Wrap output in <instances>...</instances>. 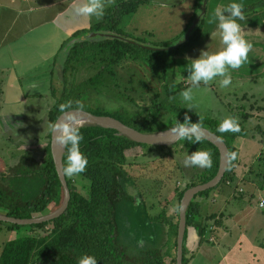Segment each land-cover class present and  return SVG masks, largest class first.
<instances>
[{
	"label": "trees",
	"instance_id": "trees-1",
	"mask_svg": "<svg viewBox=\"0 0 264 264\" xmlns=\"http://www.w3.org/2000/svg\"><path fill=\"white\" fill-rule=\"evenodd\" d=\"M152 1L117 0L105 9V15L99 22L89 28L77 30L64 43L61 50L65 48L67 53L64 54L62 77H59V81L63 84L62 92L58 95L59 89L55 83H52V95L55 101L50 110V120L55 123L66 111L84 109L97 115L113 116L144 133L166 131L187 124L206 127L219 135L230 150V164L218 186L233 182L239 156L237 143L240 138H245L247 135L244 124L250 115L244 114V121L237 120L240 132H220L218 129L222 124L221 120L194 113L188 109L179 98V93L187 88L174 84H166L165 95L161 97L157 93L155 103L140 114L110 113L99 107L93 108L86 103L88 94L102 83L104 74L113 72L111 69L114 65L130 56L143 59L149 55L151 59H154L153 71L160 74L161 79L167 80L166 67L169 63V54L177 56L181 47L168 51L145 49L130 43L129 40L135 39L142 43H149L146 39L132 37L122 27L125 16L136 13L140 6L150 4ZM200 2L201 0L196 1L195 12L187 30L193 26L195 18L201 13L202 8L199 13H196ZM244 11L247 16L254 12V8L245 6ZM205 17L188 42L183 45L184 47L201 40ZM98 32L118 34L124 39L90 37L91 34ZM173 43L161 41L154 44L169 47ZM83 69L98 70V73L79 83L72 82L71 78ZM69 103L70 108L66 107ZM192 116H196L195 122L189 120ZM76 131L83 136L79 147L88 158V166L84 173L79 174L78 179L67 176L72 195L68 210L59 218L40 224L19 225L3 222L10 226L13 235L0 256V264H77L78 259L85 254L94 256L98 264H176L177 255L175 254L171 261H167V255L160 247H150L138 256H131L129 248L120 239L118 210L122 203L130 199L129 193L122 184V181L128 178L124 169L129 162L128 155L138 149L156 147L137 142L126 135H120L117 130L94 124H86L77 128ZM172 146L179 148L180 153L188 156L196 151L207 152L211 156V167L194 166L192 168L194 174L187 188L205 184L218 174L221 153L210 140L201 137V141L195 143V136L191 141L184 136ZM68 147L70 145L66 146L63 157L65 166ZM157 147L166 148V146ZM171 154L169 152L168 155ZM52 157L51 152L43 161H40L36 159L34 152L26 151L18 158V164L0 171V213L25 219L52 213L61 207L65 190ZM76 181H84L86 190H80L75 185ZM217 187L199 193L192 199L187 209L188 227L197 228L203 241L213 229L206 223V218L202 214L203 204L198 199L208 195ZM153 221L166 224L170 229L171 237H178L179 223L175 224L166 216H157ZM48 225L52 226L50 231L42 236L38 229ZM186 240L187 234L185 243ZM175 245L178 246L177 239ZM186 254L185 247L184 264H189L190 259Z\"/></svg>",
	"mask_w": 264,
	"mask_h": 264
},
{
	"label": "rangeland",
	"instance_id": "rangeland-1",
	"mask_svg": "<svg viewBox=\"0 0 264 264\" xmlns=\"http://www.w3.org/2000/svg\"><path fill=\"white\" fill-rule=\"evenodd\" d=\"M57 1L38 0L36 6L32 9L34 12L33 17L30 15L23 16L17 26L12 28V36L23 28L26 17H31L34 20L36 18L39 21L40 18L44 19L49 16L46 13H58L70 2L76 4L77 7L85 2V0H67L66 4L62 2L58 7V5H54ZM116 1L105 0V6H111ZM196 1L153 0L150 4L140 6L136 13L125 16L122 27L130 36L144 38L151 45H156L154 43L161 41L176 44L185 36L183 33L187 30L192 16L189 20H187V17L192 11V6L195 11ZM232 2L241 3L243 7L251 6L254 8V12L247 15L245 21L240 23L248 22L250 25H255L257 29H261L264 25V0H208V11L203 26L204 36L199 43L201 47L209 49L216 46L219 48L218 51L222 50L223 46L219 35L213 34L217 29L216 24L212 22V18L217 7L223 9ZM202 7L203 4L200 2L196 13H199ZM64 18V16H60L52 25H50L52 22L44 23L41 20L40 23L43 26L38 28L34 27L36 23H32L33 27H26L22 31V37L10 39L13 43L8 53L14 51L12 57H10V55L5 54L4 49L0 50V75L2 76V73H5L8 76L9 73L10 77L15 78L16 76H22L23 73H28L30 69H36L43 58L53 54L59 44L67 38L68 29L72 31L76 28L78 30L88 26L96 19L95 17L85 18L77 13L74 21H69L68 26H66ZM245 38L252 43L253 47L244 65L240 69L232 71V84L228 88H223L220 86V78H217L207 85L202 84L200 87H194L193 107L190 110L194 113L220 119L222 123L235 117H237L236 120L241 122L244 121V114L250 115L244 124L247 130L246 142L248 143L249 140L254 138L262 140L260 152L264 155V33L258 32L255 36ZM176 39L178 40L176 41ZM217 42L219 43L217 44ZM33 45H37L36 50L32 48ZM192 48L193 45L181 46L176 54L177 56L174 57L169 54V63L166 67L167 80L161 79L160 74L153 71L154 59H151L149 55L143 59L130 56L121 60L111 69L113 72L104 74L102 83L99 84L96 90L88 94L86 103L93 108L99 107L110 113L140 114L155 103L157 93L161 97L165 95L166 84L181 85L186 88L192 87L187 72V58L190 57L186 55L192 51ZM208 49H205V51ZM63 51V55L67 53L65 48ZM6 56L9 58L8 61L3 60ZM60 59L57 60L59 62L58 68L64 62ZM34 73L43 76L45 69L41 67ZM97 73L98 70L83 69L72 77L71 81L79 83ZM54 76L55 85L59 89L58 95H60L63 84L59 81V77H62V70L55 68ZM18 88L19 83L15 80L12 91L17 92ZM0 98L2 97L0 96ZM0 103L2 104V101ZM3 104L5 105V102ZM50 104L51 110L53 103ZM185 106L187 107V105ZM6 110V106L1 108L0 105V171L16 164L18 161L16 158L26 151L34 152L36 159L43 161L51 153L52 138H50V135H52L55 125L50 120V110L44 118L47 126L38 124L35 127L30 126L22 130L24 132L22 134L24 145L18 142L20 139L15 133L13 134L17 139H12L8 133L9 129L5 128L4 118L1 116L7 114L5 113ZM189 120L195 122L196 116L189 117ZM205 123L209 124L208 122ZM8 137L14 141H10ZM33 140L36 145L32 144ZM30 142L32 146H28ZM18 144L19 146H17ZM155 147L153 149H138L128 155L129 162L124 167L128 178L123 180L122 184L129 193L130 199L120 205L117 219L121 242L129 248L131 256H138L150 247H160L166 253L167 261H171L174 255L177 254L175 241L178 240V237H171L169 227L161 221L154 222L153 219L157 216H166L175 224H180L181 201L184 193L189 189L187 188L188 183L194 171L192 167L184 165V158L188 155L180 153L179 148L174 146H166L164 149ZM250 151H252V148ZM169 152L172 154L168 155ZM252 169V175L243 183L244 192H241L238 188L237 199H232L226 207L232 209L247 205L263 215L264 208L259 207V201L261 196L264 195V188L256 190L255 184L264 187V156ZM75 177L78 179L79 175ZM85 184L84 181L75 182V185L84 191L86 190ZM0 227H6L3 230L0 229V242H3L10 238L9 235L12 230L7 223L0 222ZM51 227V225H48L38 230L43 236L48 234ZM214 233L213 230L205 237L204 241L216 245L218 237ZM11 235H13V232ZM262 240L264 241V238Z\"/></svg>",
	"mask_w": 264,
	"mask_h": 264
},
{
	"label": "crops",
	"instance_id": "crops-1",
	"mask_svg": "<svg viewBox=\"0 0 264 264\" xmlns=\"http://www.w3.org/2000/svg\"><path fill=\"white\" fill-rule=\"evenodd\" d=\"M37 1L38 0H0V50L4 49V52H6L5 54L10 55V57H12L14 51L12 50L10 52L11 54L8 53L13 43L10 39L22 37V31H24L26 27H33L32 23H36L34 26L35 28L43 26V24L40 23L41 20H43L44 23L52 22L50 23V25H52L56 19L60 16H64L65 18L63 20H66L65 25L68 26L69 21L73 22L75 19L74 17L77 15L76 9L78 7L76 4H73V2H70L58 13H46V15H49L47 18H40L39 21L35 18L34 20L31 18L34 13L32 9L36 6ZM66 1L67 0H58L54 5H58L59 7L62 2L66 4ZM109 6H105V9ZM43 10L45 11V9ZM194 12L192 6V11L189 13L187 20L194 15ZM27 15L31 17H26L24 19L26 22L22 26L23 28L20 29L16 35L14 33L12 36V28L16 27L20 19ZM46 19L50 20L46 21ZM99 21L94 19L93 22L87 23L88 26L79 29L89 28ZM241 25L245 37L250 38V36L257 35L258 32L264 33V25H262L261 29H257L255 25H250L248 22H242ZM68 31L67 38L64 40L62 39L63 42L59 44L57 50H55L53 54L43 58L36 69H30L28 73H23L22 76H16L15 78L10 77L9 73L8 76H6L5 73H2V76L0 75V87L3 86L0 90V96L2 97L0 98V101H2L0 105L1 108L5 106L7 108L5 112L7 114H2L1 116L4 118L3 124L5 128L9 129L8 133L11 135V138L17 139L13 134L15 133L20 139L18 142L22 145L25 143L23 141L24 138L22 134L24 132L22 130L30 126L35 127L38 124H45V114L49 112L51 108L49 104H54L55 98H53L52 95V83H55V68L61 71L64 67L63 62L62 66L60 65V68H58L59 62H57V60H59L64 53L61 50L64 43L77 30L74 28L72 31L69 29ZM215 33L213 32L214 35H216ZM200 42L201 40L192 44V51L186 55L193 59L199 58L201 52L208 49L201 47L199 45ZM218 43L219 42H217V44ZM32 48L36 50L37 45H33ZM218 50L219 48L214 46L207 51L213 53ZM63 58H61L60 61L65 60V58ZM7 59L9 58L6 56L3 60L8 61ZM41 67L45 69V74L43 76L37 75L39 73H34ZM15 80L19 83L17 92L12 91L13 82ZM4 102L5 105L3 104ZM45 125L47 126V124ZM11 138L8 137L10 141H14ZM262 143V140H256L255 138L249 140L248 143L245 138H240L237 143L239 156L236 163L234 181L223 184L219 188L211 191L208 195L198 199L203 204L202 214L203 217L206 218V223L215 231L214 234H217L218 238L215 243L216 245L209 244L203 241L197 228L193 226L188 227L187 240L184 244V248L186 247V255L190 259L189 264H198V262H200V264H264V241L262 240L264 238V214L260 215L258 212L254 211V208L247 205L238 208L234 207L232 209L226 207L232 199H237L238 188H240L241 192H244L243 183L252 175L253 166L264 156L263 153L260 152ZM32 144L36 145L34 140ZM17 146H19V144ZM28 146H32L31 142ZM251 148L252 151H250ZM18 158H20V155L16 159ZM18 162L19 159L16 164H18ZM235 185L237 189L234 188ZM259 188L264 187L255 184V189L258 190ZM262 198H264V195L261 196L260 200ZM259 207L262 208L260 204ZM5 228L6 227H0L2 230ZM11 234L9 235L10 238L12 236ZM9 239L0 242V256Z\"/></svg>",
	"mask_w": 264,
	"mask_h": 264
},
{
	"label": "clouds",
	"instance_id": "clouds-1",
	"mask_svg": "<svg viewBox=\"0 0 264 264\" xmlns=\"http://www.w3.org/2000/svg\"><path fill=\"white\" fill-rule=\"evenodd\" d=\"M204 3V0H201ZM76 12L85 18L95 17L97 21L101 20L105 15V0H85L76 9ZM246 14L241 3L232 2L225 8L217 7L214 11L212 22L216 24L217 32L221 40L222 50L216 53L202 51L199 58L188 59L187 72L188 78L192 82V87L182 90L179 97L182 103L187 105L188 109H192L193 88L200 85H207L210 82L220 78V86L228 88L232 84V71L240 69L248 60V54L252 50V43L243 35L241 21H245ZM82 106V105H81ZM66 107H71L69 103ZM220 132H240L239 122L235 119L224 121L219 129ZM59 137L62 133L69 132L68 129H56ZM197 130L192 128L189 132L180 130L175 135L184 137L191 141L195 136V143L201 141V136L196 134ZM83 136L76 130H71L63 139L58 142L63 145H70L67 148V162L63 168L65 176L74 177L84 173L88 166L87 156L80 151V142ZM186 167L199 166L211 167V156L207 152H193L184 158ZM77 264H98V260L94 256L82 255Z\"/></svg>",
	"mask_w": 264,
	"mask_h": 264
},
{
	"label": "water",
	"instance_id": "water-1",
	"mask_svg": "<svg viewBox=\"0 0 264 264\" xmlns=\"http://www.w3.org/2000/svg\"><path fill=\"white\" fill-rule=\"evenodd\" d=\"M208 9V0H204L203 7L201 10V13L195 18L193 26L187 30L185 33V36L182 40L178 41L176 44H173L169 47H162L158 45H151L149 43H142L135 39H130V43L137 44L145 49H149L152 51H168L173 50L179 47H183L184 44L188 42L196 28L202 23ZM91 38H118V39H124L123 36L113 33H106V32H98L93 33L90 35ZM65 57L62 55L61 58ZM64 59V58H63ZM81 116L88 120L86 124H94L98 125L103 128L107 129H114L119 132L120 135H126L133 140L141 143L150 144L153 146H172L176 143H178L183 137H177L174 135L173 137H167L164 136V133H167L169 131L177 130L179 132L180 130H184L185 132H189L192 128H195L197 130L196 134L200 135L203 138H206L213 142L219 149L221 153V166L219 169L218 174L209 182L201 185H197L194 187L189 188L185 193L181 201V211H180V224H179V234H178V246H177V262L176 264H184V244H185V237L187 234L188 229V222H187V209L189 208L190 202L192 199L197 196L199 193L210 190L212 188L217 187L223 180L229 164L231 160L230 150L227 146L226 142L216 133L212 132L206 127L200 126V125H184L181 127L169 129L166 131H160L156 133H144L139 131L138 129L128 126L124 124L122 121L118 120L115 117L107 116V115H97L94 113H91L89 111H86L84 109H72L69 111H66L63 113L55 122L53 131H52V142H51V152L53 155L54 162L56 164V168L58 171V174L60 176V179L62 181V184L64 186L65 190V198L63 201V204L60 208L53 211L52 213L42 215L39 217H33V218H15L8 215H4L0 213V221L1 222H8L13 224H19V225H32V224H40L43 222H50L56 218H59L62 216L69 208L70 201H71V190L69 187L67 176L63 174V168L65 167L64 164V154L59 156L58 154V146H57V134L56 129H61L63 126V122L66 118L70 116ZM85 125V124H84ZM82 125V126H84ZM86 126V125H85ZM79 128V127H78ZM76 130V129H75ZM176 132V133H177Z\"/></svg>",
	"mask_w": 264,
	"mask_h": 264
},
{
	"label": "bare ground",
	"instance_id": "bare-ground-1",
	"mask_svg": "<svg viewBox=\"0 0 264 264\" xmlns=\"http://www.w3.org/2000/svg\"><path fill=\"white\" fill-rule=\"evenodd\" d=\"M87 122H88V120L84 117L77 116V115L70 116L64 120L63 126L61 129H68L70 132L71 130H73V129L75 130L84 124L86 125ZM69 132L62 133L59 137H57V146H58L59 156H61L65 153L66 145L59 143L58 140L63 139V137L65 135L69 134ZM176 132H177V130L169 131L167 133H164V136L173 137L176 134Z\"/></svg>",
	"mask_w": 264,
	"mask_h": 264
},
{
	"label": "built area",
	"instance_id": "built-area-1",
	"mask_svg": "<svg viewBox=\"0 0 264 264\" xmlns=\"http://www.w3.org/2000/svg\"><path fill=\"white\" fill-rule=\"evenodd\" d=\"M260 206L262 207V208H264V198H262L261 200H260Z\"/></svg>",
	"mask_w": 264,
	"mask_h": 264
}]
</instances>
